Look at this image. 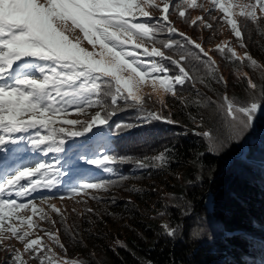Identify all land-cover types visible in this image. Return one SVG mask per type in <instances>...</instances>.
Segmentation results:
<instances>
[{
  "label": "snow or ice",
  "instance_id": "snow-or-ice-1",
  "mask_svg": "<svg viewBox=\"0 0 264 264\" xmlns=\"http://www.w3.org/2000/svg\"><path fill=\"white\" fill-rule=\"evenodd\" d=\"M196 8L205 15L191 20L192 25L202 24L212 29V23L205 16L216 19L212 12L218 9L240 46L246 47L242 26L233 18V8H238L240 16L259 28L257 8L264 15V0L247 4L239 0L235 4L232 0H210L208 9L198 5L197 0H161V3L155 0H0V244L14 238L38 264H61L54 260L52 247L42 244V237L29 238L30 230L35 227L32 215L19 214L30 210L33 214L40 213L41 219L50 220L48 213L37 208L29 197L63 183L61 159L58 157L55 163L28 160L26 154L48 156L67 152L75 157L67 161L69 165L83 161L111 173V165L133 162L130 157L111 154L106 147L113 128L122 132L133 127L109 123L118 110L136 109L138 118L145 124L153 121L172 124L175 121L170 116L162 115V110L168 107L166 96L176 98L185 108L211 109L216 119L222 116L227 121L226 131L206 128L203 115L197 120V116L189 114L196 129H202H193V132L207 141L209 153L224 149L228 140L241 139L252 127L256 113L264 108V85H258L241 69H262L264 77V65L247 51L241 56L227 44L217 45L215 51L221 55L227 48L230 55L226 59L236 67L237 77L244 78L247 99H233L226 92L217 100L202 97L197 84L215 91L211 88L212 80L224 84L225 88L227 81L217 74L218 66L209 51L169 20L170 9L188 22L185 9ZM149 9L158 10L161 15L153 17ZM161 34L168 38L157 39ZM177 35L180 40L174 39ZM137 49L142 52L138 53ZM185 62L191 63L192 68L188 69ZM186 84L194 89V98L178 95ZM145 87L157 94L161 111L146 109L151 96L146 98L141 94ZM89 108L99 110L89 116ZM73 113L88 118L69 119ZM74 138H83V142L77 144ZM102 148L103 153L97 155ZM168 156L170 151L165 149L134 163L140 169L162 167ZM22 160L28 162L19 163ZM111 186V181L76 182L69 187V193L79 195L88 189L107 191ZM48 199L41 197L45 203ZM49 208L61 215L63 223L65 218L60 209L55 205ZM24 226L28 230H22ZM163 227L169 237L175 235L176 229ZM45 235L66 251L56 232L46 231ZM4 250L12 253L11 264H26L19 249L6 245ZM62 264L82 262L64 259Z\"/></svg>",
  "mask_w": 264,
  "mask_h": 264
},
{
  "label": "trees",
  "instance_id": "trees-1",
  "mask_svg": "<svg viewBox=\"0 0 264 264\" xmlns=\"http://www.w3.org/2000/svg\"><path fill=\"white\" fill-rule=\"evenodd\" d=\"M197 4H202L204 9L210 7V3L206 5L197 1ZM185 11L188 22L171 9L175 23L188 37L209 51L218 66L217 74L227 81L225 88L224 84H216L212 80L211 88L215 91L197 84L202 97L211 96L217 100L226 92L230 98L247 99L245 80L237 77L236 67L226 59L230 55L227 48L224 55L215 48L217 45H232L237 55L242 56L247 51L264 65V19H259L257 28L250 20L236 15L235 20L238 26H242L246 45L241 47L235 36L231 41H224L227 23L217 10L212 12L216 19L205 16L207 22L212 23V29L204 28L202 24H191L197 16L205 15L200 8ZM167 38L166 34L157 37L159 40ZM174 39L181 38L177 35ZM146 46L151 48L152 45ZM156 46L160 47L159 44ZM185 64L188 69L192 68L191 63ZM241 70L258 85H264L262 69L243 67ZM149 95L151 99L146 103V109L161 111L158 96L152 93L144 96L147 98ZM178 95L194 98V89L191 84H186ZM165 100L168 107L162 110V115L170 116L175 123L153 121L145 124L138 119L134 108L118 110L111 116L110 124H132L133 127L122 132L113 128L107 137L106 147L111 154L130 157L133 162H117L111 165V173L99 167L80 171L73 181H64L54 193H50L52 197L61 198L76 182L111 181L112 186L107 191L98 190V194L90 196L97 197L98 201L106 198L107 205L88 208L92 209L91 212L84 209L71 214L62 213L63 223L61 215L53 213L47 221L65 248L84 251L82 264H264V108L256 113L252 127L241 139L228 140L224 149L209 153L207 141L194 134L196 125L189 114L197 116V120L203 115L205 127L216 132L226 131L227 121L222 116L216 119L211 109L185 108L170 95ZM105 129L107 131L106 126ZM78 141L83 142V139ZM165 149L170 151V156L162 167L145 168L142 174L133 172L137 168L134 161L153 157ZM103 151L100 149L97 155ZM62 156L75 159L67 152ZM169 169L178 170V176L168 175ZM146 177H155L153 186L162 178L161 187L151 192L155 197L152 204L142 205L139 210L135 199L130 197L129 206L119 209L121 194L133 187L131 180ZM106 215L127 219L125 229L109 233V241H99L102 232L96 227L97 219ZM164 225L176 229L175 235L169 237ZM90 244L96 247L95 253L88 250ZM3 250L0 245V264L8 260V253L2 255Z\"/></svg>",
  "mask_w": 264,
  "mask_h": 264
},
{
  "label": "rangeland",
  "instance_id": "rangeland-1",
  "mask_svg": "<svg viewBox=\"0 0 264 264\" xmlns=\"http://www.w3.org/2000/svg\"><path fill=\"white\" fill-rule=\"evenodd\" d=\"M197 1H201L203 3H205L206 5L210 3V0H197ZM156 3H161V0H155ZM171 2V0H170ZM232 2L235 4L237 2V0H232ZM240 3H255V0H239ZM151 15L153 17H159L161 15V13L156 10H152L149 9ZM171 11V9H170ZM239 9L238 8H233V18H236V15L239 14ZM217 12H220L217 9ZM221 13V12H220ZM223 15V13H221ZM257 15L260 16V19H264V15H261L259 12V9L257 8ZM171 20L174 23V26L180 31L183 32L181 29H179V27L177 26V24L175 23L174 18L172 17V15H170ZM138 19H146L143 17H138ZM185 33V32H184ZM234 39V34L231 32V27L230 25H226L225 29H224V41L226 40V42L231 41ZM140 41H137V43H139ZM85 46L89 47V50H91V46H88L85 42ZM232 47V45H231ZM129 48H132L131 45H129ZM138 53L142 52V49H137L136 50ZM143 58V57H142ZM126 75V74H125ZM146 93H152L151 88L150 87H145L143 89V92L141 93L142 95H145ZM154 95H157L155 93H152ZM98 108H89L87 109V112L90 115L94 114L96 111H98ZM69 119H76V118H80V119H87L88 117L86 116H77V114L73 113L72 115L68 116ZM139 119V118H138ZM140 120V119H139ZM91 135V134H89ZM77 144L82 143V141H78L80 139L83 138H74ZM69 144H71V141H69ZM27 158L28 160H44L47 162H51V163H55V160L59 157L61 159V168L62 171L64 172V176H63V182L64 181H73V179L75 178V175H79V172H85L87 171L89 168H97L96 166L90 165V164H85L83 161H78L72 165H69L67 163V161L70 159H66L63 158L62 154H56V153H50L48 156H43L42 154L40 155H34L32 153H27ZM74 160V159H73ZM27 160H22L19 163H27ZM101 169V168H100ZM99 169V170H100ZM100 172H102V170H100ZM133 172L135 174H142L145 173L144 169H140V168H134ZM168 175H172L174 177L178 176V170L175 169H169L168 170ZM160 180H162V178L158 179V183L156 185L153 186V183L156 181L155 177H146V178H139V179H133V181L131 180V183L133 184V187H131L132 189L127 190L126 192L122 193L120 196V203L118 205L119 209H123L127 206H129L128 201L130 199V197H132L133 199H135V205L139 208L142 205H151L153 199L155 198L152 195V190L155 188H159L161 187V183ZM62 185V184H61ZM59 187V186H58ZM57 190V187L48 190V189H41L40 191L36 192V193H32V196L29 197V199L34 200V203L36 204L37 208L43 209L45 213H48V216L52 215L55 212H52L49 208V205H55L58 209H60L61 213L64 214H71L72 212H76V211H81L84 209H88L91 207H96L98 204L100 205H107L108 201L105 200L104 198H102L100 201H98L97 199H92L90 198L91 195L94 194H98V190L95 189H88V190H84L82 191L79 195L76 194H70L69 191L67 192L68 194L63 196V198H59V197H52L50 195V193H54ZM112 192H110L109 194H111ZM41 197H50V199L47 200V202H42ZM20 215L23 216H29L32 215L33 217V223L35 225V227L33 229H31V236L29 237L30 239H35L37 237H42V244L46 245L48 247H52L53 252L55 253V256L53 257L54 260H58L61 262L64 259L67 260H77V261H81V257L84 254L83 250H78V251H71L67 248L66 251L61 250L58 246L54 245L53 242L50 240V238L45 235L46 231H52V232H56L55 229L50 225V223L47 220H43L40 218V213L37 214H33L30 210H22L20 213ZM127 219L125 218H120V217H113L111 215H106V216H101V218L97 219V228L102 232L100 234V236L102 238L99 239V241H101V239H103L104 241H109L110 237H109V233H117L118 231H122L125 229V223H126ZM14 223H16V221H13ZM22 230H28L26 226L23 227ZM106 235V236H105ZM94 240V239H93ZM92 244H94V241H92ZM92 244L89 245L88 250L95 253L96 252V247H94ZM1 247H3V249L5 248L4 246L6 245H12L14 248L19 249L22 253V257L24 259V261H26V264H38V261L33 258L30 257L28 253H24L23 251V244L19 241H17L16 239H9V240H5L3 242V244H0ZM46 251V249H45ZM2 255H6L8 253L7 259L10 262L9 264H11V252L8 251H1Z\"/></svg>",
  "mask_w": 264,
  "mask_h": 264
},
{
  "label": "water",
  "instance_id": "water-1",
  "mask_svg": "<svg viewBox=\"0 0 264 264\" xmlns=\"http://www.w3.org/2000/svg\"><path fill=\"white\" fill-rule=\"evenodd\" d=\"M264 130V129H263Z\"/></svg>",
  "mask_w": 264,
  "mask_h": 264
}]
</instances>
